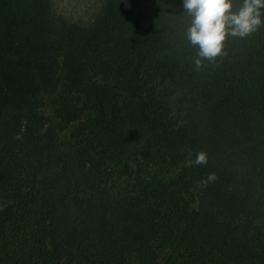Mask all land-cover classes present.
I'll return each instance as SVG.
<instances>
[{"label": "trees", "instance_id": "16d2710c", "mask_svg": "<svg viewBox=\"0 0 264 264\" xmlns=\"http://www.w3.org/2000/svg\"><path fill=\"white\" fill-rule=\"evenodd\" d=\"M190 19L0 0V264H264V25L197 70Z\"/></svg>", "mask_w": 264, "mask_h": 264}, {"label": "clouds", "instance_id": "9594fccd", "mask_svg": "<svg viewBox=\"0 0 264 264\" xmlns=\"http://www.w3.org/2000/svg\"><path fill=\"white\" fill-rule=\"evenodd\" d=\"M183 9L191 18L186 29L188 43L196 48L193 63L197 70L203 61H214L224 54V41L227 37L249 36L264 25V0H241L240 7L233 10L232 0H183ZM207 163L206 153H197L191 165ZM209 174L199 182L206 186L214 181Z\"/></svg>", "mask_w": 264, "mask_h": 264}, {"label": "rangeland", "instance_id": "374dc122", "mask_svg": "<svg viewBox=\"0 0 264 264\" xmlns=\"http://www.w3.org/2000/svg\"><path fill=\"white\" fill-rule=\"evenodd\" d=\"M53 10L72 23L89 24L101 11L105 0H52Z\"/></svg>", "mask_w": 264, "mask_h": 264}]
</instances>
